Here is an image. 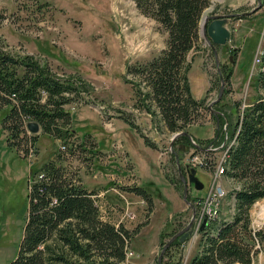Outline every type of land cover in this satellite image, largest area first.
Masks as SVG:
<instances>
[{"label":"rangeland","instance_id":"obj_1","mask_svg":"<svg viewBox=\"0 0 264 264\" xmlns=\"http://www.w3.org/2000/svg\"><path fill=\"white\" fill-rule=\"evenodd\" d=\"M258 5V0H210L204 11L229 14L254 10L248 18L231 20L232 37L222 46L221 58L219 46L216 54L203 34L200 46L189 55L190 82L195 86L207 83L199 98L207 107L218 96L221 75L225 80L221 64L227 62L233 67L221 100L212 106L215 112L202 109L199 115L193 113L194 122L187 127L198 148H205L198 149L183 140L172 144L178 131H170L158 112L150 113L142 106L148 87L145 75L138 71L166 48L168 32L155 18L142 13L136 0H0L2 51L34 53L61 77L72 80L80 91L72 100H81L65 104L71 119L64 127L72 129L70 134L59 139L45 134L42 127L38 133H31L38 135L37 154L29 158L26 149L31 134L22 130L11 138L14 118L5 123V116L12 104L0 101V264L10 263L19 249L28 212L30 173L50 159L96 192L102 217L117 219L122 215V220L131 221V229H139L130 243L133 254L128 256V264H156L166 241L187 226L195 211L194 231L183 247V264L189 261L191 249L200 240L196 192H209L212 175L226 157V141L218 140L220 119L212 114L232 112L234 120V102L244 107L256 96L250 82L262 66L255 62L256 55L261 57L264 50V4ZM236 47L238 59L232 56L229 61ZM129 67L138 70L128 74ZM258 91L264 95V88ZM61 141L66 150L61 149ZM218 141L221 143L216 144ZM197 154L207 167H195L204 187L197 190L189 186L190 204L184 200L178 166L187 174L188 161ZM136 185L147 189V198L128 189ZM220 187L226 190L220 205L221 219L235 211L232 192L238 184L221 174ZM109 195H114L116 212L106 203V199L112 200ZM261 204L264 198L252 208L255 228L264 225V217L259 215ZM173 249V256L178 258L180 249ZM252 264H264V252Z\"/></svg>","mask_w":264,"mask_h":264},{"label":"trees","instance_id":"obj_2","mask_svg":"<svg viewBox=\"0 0 264 264\" xmlns=\"http://www.w3.org/2000/svg\"><path fill=\"white\" fill-rule=\"evenodd\" d=\"M136 2L142 13L155 18L168 32L166 48L138 71L145 75L148 87L142 106L150 113L158 112L170 131L187 132V127L194 122L193 113L199 115L202 109L208 110L204 99L193 95L189 55L200 46L201 22L210 0ZM245 17L248 15L235 18ZM238 53L236 47L230 56L237 61ZM261 59L262 66L250 82L256 96L244 107L241 102H234V120L232 112L212 114L220 119L218 140L226 141L224 174L238 184L232 192L235 211L226 218L208 219L202 230L201 223L199 250L186 264H252L264 252V225L255 228L252 217L253 205L264 198V95L258 91L264 88V50ZM220 67L228 84L233 67L227 62ZM137 70L129 67L128 74ZM124 79L130 83L127 75ZM77 88L72 80L61 77L34 56H14L0 49V101L12 104L5 116V123L14 118L15 124L9 125L11 138L17 137V131L28 133L27 118L38 122L45 134L55 138L70 134L72 129L65 128L64 124L69 123L71 113L64 105L80 94ZM42 90L48 92L44 101ZM14 93L18 105L11 98ZM226 93L228 90L223 98ZM217 106L222 111L220 103ZM126 122L132 124L128 119ZM30 136V143L35 144L38 135ZM181 140L195 146L186 135L178 137L175 144ZM39 174L43 177L39 178ZM29 180L23 235L16 257L8 264H128L127 247L130 248L133 235L139 229L104 220L95 191L86 189L54 159L33 169ZM128 189L145 198L149 195L144 186ZM183 247L184 242L177 238L165 251L162 262L156 264H183ZM173 248L180 249L178 258L173 256Z\"/></svg>","mask_w":264,"mask_h":264},{"label":"water","instance_id":"obj_3","mask_svg":"<svg viewBox=\"0 0 264 264\" xmlns=\"http://www.w3.org/2000/svg\"><path fill=\"white\" fill-rule=\"evenodd\" d=\"M258 7L262 6V2L261 0H258ZM256 10V9H255ZM252 12H254V10L249 11V12H244V13H229V14H207L205 13L203 15V19L201 22V26H202V34L205 38V40L213 47L215 53L217 54L216 51V46L220 47L219 52V57L221 58L223 55L222 52V46H224L225 44H227L232 37V30L229 28L228 24L230 23V21L235 18V17H242L248 14H251ZM231 60H232V56H231ZM224 89H225V80L221 75V86H220V90L218 93L217 98L208 106L210 110H212L213 112H215V110L213 109V104L220 101L223 93H224ZM28 129L33 132V133H38L41 129L40 124L36 121H30L28 123ZM182 135H186L190 138V140L194 143L195 146L200 147V145L193 139V136L189 133V132H177L174 134L173 138H172V144L173 142L176 141V139ZM201 149H205V148H201ZM180 163V162H179ZM179 173L181 175V179L184 183V200L189 202L190 204H192L187 196H188V190H189V186H194L197 190L198 189H202L204 187V184L202 183V181L197 177L196 173H197V169L195 167H190L187 170V174H183L182 172V167L179 164ZM194 206V205H193ZM196 217V212H193L192 215V219L191 221L187 224V226L182 229L181 231L175 233L174 235H172L164 244L159 256H158V261L161 263L164 253L165 251L171 246V244L178 238L181 242H184L192 233H193V223H194V219ZM208 224V217H205L202 225H201V230Z\"/></svg>","mask_w":264,"mask_h":264},{"label":"built area","instance_id":"obj_4","mask_svg":"<svg viewBox=\"0 0 264 264\" xmlns=\"http://www.w3.org/2000/svg\"><path fill=\"white\" fill-rule=\"evenodd\" d=\"M1 50H4L0 47ZM8 53H10L11 55L14 56H22V55H32L34 53H30V52H19L18 54L15 53H11L9 51H7ZM35 59H38L36 56H34ZM258 61H262L261 57H259V55H256V59L255 62L258 63ZM40 94L42 95V99L43 101L46 99L48 92L45 90L40 91ZM67 96H70L69 93H66ZM72 96V94H71ZM10 98V96H8ZM11 98H13V101L18 105V100L16 97V94H12ZM74 102L80 103L81 100L79 99H75L72 100ZM65 106V105H64ZM73 108V107H72ZM30 121L28 120V118L26 119L25 122V129L27 130L28 133H32L27 125ZM62 145H61V149L62 150H66L67 149V145L65 143H63L61 141ZM27 151H29L28 153V158L29 157H34L35 154H37V150H36V146L33 143H30ZM226 154V153H225ZM225 159V158H224ZM224 159L220 162L219 166L217 167L215 174L212 175L213 176V183L212 186L209 190V192L206 194V196L204 197H198L196 202L200 207V211L198 213V224L202 223L203 219L205 217H208V219L210 221L215 220L216 218H218L220 216V205H221V200L222 198L225 196L226 190L223 189V187H220V175L222 174L223 170H224ZM188 167H196V168H205L207 167V163L205 161L204 158H202L200 155H194L191 157V159L188 161ZM39 178L43 177V174H39L38 175ZM133 252L130 250L129 246L127 247V257L129 255H132Z\"/></svg>","mask_w":264,"mask_h":264},{"label":"crops","instance_id":"obj_5","mask_svg":"<svg viewBox=\"0 0 264 264\" xmlns=\"http://www.w3.org/2000/svg\"><path fill=\"white\" fill-rule=\"evenodd\" d=\"M232 5V4H231ZM205 11H207V9L205 10ZM207 14H211L212 12H206ZM234 19V18H233ZM242 20V19H241ZM231 22V21H230ZM231 25V23H229L228 24V26H230ZM193 68V67H192ZM190 79V78H189ZM191 87H192V92H193V95L195 96V98H197V99H199V98H201L202 96H203V94H204V92L206 91V89H207V86H206V84H203V83H199L197 86H195L194 84H193V81L191 80ZM100 146V145H99ZM125 149V148H124ZM105 151V150H104ZM135 171L137 172V169H135ZM112 178H115V176H112ZM82 183V182H81ZM83 184V183H82ZM85 187V186H84ZM86 189H88V190H90L91 191V189H89V188H87V187H85ZM103 195V193H100L99 194V196H102ZM95 197H96V194L94 195ZM196 196L197 197H204V196H206V195H201L200 194V192H196ZM109 198L110 199H112L111 201L110 200H108V199H106V203H108V207L111 209V210H114V212H116V207H115V205H114V203H113V199H114V195H109ZM96 201H97V199H96ZM97 203H98V201H97ZM98 205H99V207H101L102 205H100L99 203H98ZM121 216L122 215H120V217H118V215H117V219H114V218H111V217H107V216H105V217H102L104 220H107V221H109V222H111V223H114V224H116V225H118V224H120V223H123L124 224V226L125 227H127L128 229H131L132 228V225H130L131 224V221H127V220H122L121 219ZM194 248V249H193ZM192 249H191V253H193V255L194 254H196L197 253V251L199 250V245H197V247H193ZM142 254V253H141Z\"/></svg>","mask_w":264,"mask_h":264},{"label":"bare ground","instance_id":"obj_6","mask_svg":"<svg viewBox=\"0 0 264 264\" xmlns=\"http://www.w3.org/2000/svg\"><path fill=\"white\" fill-rule=\"evenodd\" d=\"M261 62V61H260ZM225 168V167H224ZM222 174H224V170L222 172ZM259 215L263 216L264 217V204H261V208H260V211H259ZM217 219V218H216ZM204 220V219H203ZM201 223H199L198 225V228L200 227Z\"/></svg>","mask_w":264,"mask_h":264}]
</instances>
